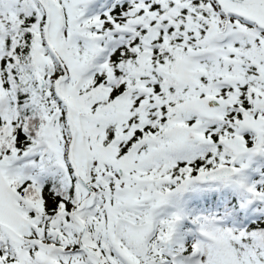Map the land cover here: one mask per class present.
Returning <instances> with one entry per match:
<instances>
[{"label": "snow or ice", "instance_id": "snow-or-ice-1", "mask_svg": "<svg viewBox=\"0 0 264 264\" xmlns=\"http://www.w3.org/2000/svg\"><path fill=\"white\" fill-rule=\"evenodd\" d=\"M0 264H264V0H0Z\"/></svg>", "mask_w": 264, "mask_h": 264}]
</instances>
